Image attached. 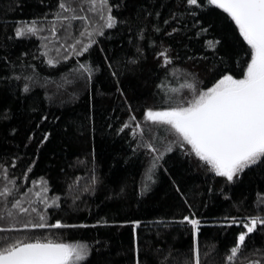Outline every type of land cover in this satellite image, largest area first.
Here are the masks:
<instances>
[{
    "label": "trees",
    "instance_id": "obj_1",
    "mask_svg": "<svg viewBox=\"0 0 264 264\" xmlns=\"http://www.w3.org/2000/svg\"><path fill=\"white\" fill-rule=\"evenodd\" d=\"M58 2L0 0V57L13 59L27 53V58L19 62L22 65H35L44 79L52 78L48 83L41 80L32 93L16 89L11 81L5 84L0 80V165H8L9 176L16 179L21 191L44 188L47 191L42 194L48 195L49 199L59 195V207L49 205L47 208V223L53 224L55 219H61L75 226L15 229L4 235L21 238L26 235H50L62 241L88 242L93 250L81 264H136L135 240L138 235L141 264H167L163 257L168 256L169 248L173 250L169 260L174 257L182 260V254L188 252L192 240V226L187 221L171 219L189 214L187 204L175 188V183H179L182 190L186 189L188 203L192 204L196 215L210 221L202 225L200 233L202 252L206 253L204 261L206 264H223L227 248L238 232L245 229L241 224L214 221L232 216L246 218L257 214L258 209H264V204H261L264 199L261 195L264 194V170L258 167L246 170L237 181L225 183V178L208 170L210 166L199 164V158L186 156L179 149H174L165 157L168 160L165 166L167 171L161 170L158 179L148 181L150 157L147 151L135 147L128 129L119 132L121 122L127 119L129 111L134 110L137 118L142 117L144 108L153 102L158 77L163 75L155 55L158 49L148 42V35L143 40L135 37L144 47V59L136 65L124 60L125 56L134 55L136 49L129 43L133 33L128 31L123 21L136 13L143 0H114L124 5L113 9L114 14H120L122 23L115 29L105 30V36L100 38L103 51L99 46L92 47L91 58L100 63L102 70L87 87L82 79L69 75L73 62L83 57H72L59 65L49 66L43 62L47 57L38 51L42 43L40 37L12 36L18 22L42 15L51 16ZM160 2L162 0H156L157 5ZM201 18L215 22L213 31L227 30L230 35L238 33V28L233 27L234 21L218 6L205 10ZM73 24L78 30L81 22L76 20ZM189 36H192L191 32ZM151 38L155 39L156 36ZM208 39H212V36L193 37L191 40L185 38L184 42L191 46L189 55L194 50L205 51V55L211 57L213 50L203 47ZM240 46L244 52L248 50L246 41L242 39ZM232 50L234 42H226L221 55ZM105 53H112L117 62L128 63L129 70L122 72L119 84L102 62ZM245 59L240 53L237 71ZM211 64V59L200 60L199 63L197 60H183V63L176 65V70L178 73L182 69L190 71L193 65L200 70L204 65ZM228 66L232 67L231 60ZM212 75L204 72L201 79L209 84ZM118 88L124 89L132 109L125 107L124 94ZM73 93L76 95L73 96ZM46 133L51 135L44 140ZM14 157L18 159L14 160ZM29 168L31 171H28ZM0 171L3 169L0 168ZM41 180L43 184L33 185L34 181ZM4 182V177L0 175V186ZM145 184L149 187L145 188ZM221 189L230 192V196L224 195ZM31 195L33 193H29ZM162 217L167 218L168 227L160 223ZM20 218L28 220L29 215L24 214ZM31 218L38 219L36 213H31ZM101 219H139L142 224L95 223ZM250 236L253 239L248 242L249 249L253 246V240L257 248L264 245V231L258 228ZM157 246L165 249L163 254L156 251ZM246 255L253 260L259 258L250 251ZM236 264H246V261L238 256Z\"/></svg>",
    "mask_w": 264,
    "mask_h": 264
},
{
    "label": "snow or ice",
    "instance_id": "obj_2",
    "mask_svg": "<svg viewBox=\"0 0 264 264\" xmlns=\"http://www.w3.org/2000/svg\"><path fill=\"white\" fill-rule=\"evenodd\" d=\"M123 6L114 0H59L54 14L18 22L12 36L40 37L42 43L38 51L47 57L43 62L49 66L59 65L72 57H83L73 62L69 75L74 79H82L87 87L102 70L100 63L91 58V49L96 45L103 51L100 38L105 36L106 29H115L122 23L120 14H114L113 9ZM213 6H218L228 14L231 21H234L233 27L238 28V33L230 35L227 30H212L215 22L201 17L205 10H211ZM86 8L98 17L95 22ZM76 20L81 22L78 30L73 24ZM123 23L133 33L129 43L136 49L134 55L125 56L124 60L136 65L144 59V47L135 37L139 36L143 40L148 35V42L158 49L155 55L163 69V75L158 77L153 102L144 108L142 117L137 118L134 110L129 111L127 119L121 122L119 128V132L128 129L135 147L147 151L150 157L147 180H156L161 170L167 171L165 166L168 160L165 157L174 149H179L186 156L199 158V164L210 166L208 170L225 178V183L237 181L246 170L251 171L257 167L264 170V0H162L158 5L156 0H143L136 13ZM190 32L192 36H189ZM205 35L212 36L203 45L205 50H213L211 57L205 55V51L192 50L189 55L191 46L184 42L185 38L191 40ZM152 36L156 38L152 39ZM241 39L247 43L246 52L240 46ZM229 41L234 42V50L225 51L222 56L221 51ZM4 46L8 47L7 44ZM240 53L246 59L237 71ZM27 56L24 53L13 59L0 57V80L5 84L11 81L16 89L32 93L41 80L48 83L52 78L44 79L35 65H22L19 61ZM209 59L212 61L211 66L204 65L200 70H196L195 65L190 71L182 69L178 73L176 70V65L183 63V60H197L199 63L200 60ZM229 60L232 61V67L228 66ZM102 62L107 65L117 84L122 72L129 70L128 63L117 62L112 53H105ZM204 72L213 74L209 84L201 79ZM118 91L124 94L125 107L132 109L124 89L118 88ZM43 118L47 119V116ZM49 135L51 133H46L43 139L47 140ZM0 168L3 169L0 175L5 181L0 186V264H81L87 260L93 250L88 242L62 241L50 235H26L22 238L4 235L15 229L75 225H68L61 219H55L53 224L47 223V208L49 205L59 207V195L49 199L48 195H42V192L47 191L44 188L41 191H34V188L21 191L16 179L9 176L8 165H0ZM35 183L43 184V180L34 181L33 185ZM144 187L148 188L149 185L145 184ZM175 188L187 204L189 214L173 216L171 219L187 221L192 226V240L188 252L182 254V260L179 257L169 260L173 251L169 248L168 256H164L163 261H167V264H206L200 233L202 225L210 221L196 215V210L188 203L186 189L182 190L181 184L175 183ZM221 191L230 196V192ZM29 193L33 195L29 196ZM261 195L264 197V194ZM261 204H264V199ZM33 212L38 219L31 218ZM24 214L29 215L28 220L20 218ZM95 223H131L140 226L142 221L101 219ZM160 223L169 226L167 218H160ZM214 223L241 224L245 229L238 232L234 242L227 248L223 264H236L238 256L243 257L246 264H264V245L257 248L253 240V246L249 249L248 243L253 239L250 234L258 228L264 231V209H258L257 214L246 218L232 216ZM135 248L136 264H141L138 235ZM156 251L163 254L165 249L157 246ZM249 251L259 258L249 259L246 255Z\"/></svg>",
    "mask_w": 264,
    "mask_h": 264
},
{
    "label": "rangeland",
    "instance_id": "obj_3",
    "mask_svg": "<svg viewBox=\"0 0 264 264\" xmlns=\"http://www.w3.org/2000/svg\"><path fill=\"white\" fill-rule=\"evenodd\" d=\"M86 9H87V8H86ZM86 9H85V10H86ZM87 11H88V13H90V17H91V18L93 19V21L95 22V20L98 19V17L96 16V14L92 13L90 9H87ZM95 16H96V17H95ZM79 22H80V21H79ZM37 189H38V188H37ZM38 191H41V189L38 190ZM42 195H43V194H42ZM41 205H42V204H41ZM41 205H40V206H41ZM41 208H42V206H41ZM33 213H35V212H33Z\"/></svg>",
    "mask_w": 264,
    "mask_h": 264
}]
</instances>
